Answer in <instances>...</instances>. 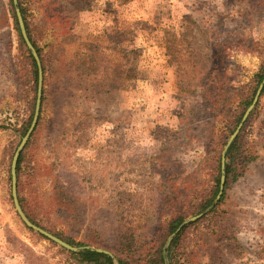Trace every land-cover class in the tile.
<instances>
[{
  "label": "rangeland",
  "instance_id": "374dc122",
  "mask_svg": "<svg viewBox=\"0 0 264 264\" xmlns=\"http://www.w3.org/2000/svg\"><path fill=\"white\" fill-rule=\"evenodd\" d=\"M18 4L44 68L40 122L20 177L35 225L118 263V224L151 236L172 216L205 211L216 196L194 212L231 136L220 150L227 122L264 61V0ZM21 71L8 0H0V264H71L13 206L10 164L33 96ZM258 102L239 133L257 160L215 212L218 203L181 229L169 264H264V94Z\"/></svg>",
  "mask_w": 264,
  "mask_h": 264
},
{
  "label": "trees",
  "instance_id": "16d2710c",
  "mask_svg": "<svg viewBox=\"0 0 264 264\" xmlns=\"http://www.w3.org/2000/svg\"><path fill=\"white\" fill-rule=\"evenodd\" d=\"M8 5H9V15L11 19L13 20V29H14L15 36H16L18 65L20 68L22 67V71L21 73H19V75L22 77V80L25 86H28V84H32L31 90H32L33 96L30 102L31 103L30 105L31 115L28 119L27 126L23 128V131L21 133V135L24 136V134L26 133L25 131L28 128V125L30 124L32 114H33V108H34L35 99H36L38 73H37V67H36L35 61L33 57L31 56L29 50L27 49L21 37L11 0H8ZM20 11L22 14V18L24 21V25H25L28 38L33 44L30 34H29L28 26L25 22L23 10L21 9V7H20ZM33 46L36 49L37 54L40 58L42 72H43L44 68H43V62H42L41 56L35 44H33ZM263 76H264V61L262 62L259 74L256 75L255 88L251 91L249 96L243 98V100L239 102V105L237 108L238 112L234 115L232 114L230 116L229 121L227 122L228 135L225 136L220 150H222L223 146L225 145L226 140L234 132L245 110L251 104L253 97L255 95L256 86L261 82V80L263 79ZM263 94H264V89L261 92L260 98L263 96ZM42 103H43V89H42V98H41V108H42ZM258 103L255 106V108H257ZM40 112H41V109H40ZM248 121L249 119H247L246 123ZM39 122H40V119H38L36 127L30 139L28 140L24 150L20 154L18 161H17V165H16L18 201H19V204L24 214L34 224L35 222L30 218L27 212L23 198L20 197V177L23 175L22 166L27 161V155H26L27 150L29 149V146L31 144V139L34 136L36 128L39 125ZM239 138L240 136L238 135L233 141V143L230 145L229 149L227 150L226 165H225L224 192L213 212H215L217 208L223 203L224 197H225V190L227 189L228 185L230 183H235L240 178H242L244 174L246 173L248 166L254 163L258 158L256 153L251 154V153H246L245 151H243V146L241 145ZM262 149L264 150V139H263ZM214 173L215 174L212 175L213 184L211 185L210 190L208 191V194L204 197L202 203H200V205H198V207L195 208L194 212L208 206L218 193L219 180H220V151L216 155V167H215ZM186 216L187 214L186 213L183 214L182 212L176 216H172L167 222L162 224L161 227L158 230H156L151 236L144 235L143 232L142 233L140 232L141 229H139V227H133L132 224H129V225H127L126 223L118 224L115 229L114 249L112 250V252L114 253V255L116 256L118 260V263L119 264H163L162 251H163V245L166 241V238L172 232L175 231V229L182 223V221L184 220ZM182 233L181 232L178 233V235L175 237V239L170 244L169 256H168V258L170 257V261L172 259V251L173 249H175L176 246L179 245V241L182 236ZM54 236L60 238L61 240L65 241L71 246H81L79 243H74V241L71 239L63 238L57 234H54ZM230 239L235 244V246L239 250H241V246L239 245V243H237L234 235ZM64 256L66 260H68L71 264H113L109 256L103 253H97V252L89 251V250H85L79 253H72L68 251V252H64Z\"/></svg>",
  "mask_w": 264,
  "mask_h": 264
},
{
  "label": "water",
  "instance_id": "95a60500",
  "mask_svg": "<svg viewBox=\"0 0 264 264\" xmlns=\"http://www.w3.org/2000/svg\"><path fill=\"white\" fill-rule=\"evenodd\" d=\"M12 1V5H13V9H14V13L16 16V20H17V24H18V28L21 34V37L27 47V49L29 50L31 56L33 57L36 67H37V73H38V81H37V90H36V99H35V105H34V111H33V116L31 119V123L29 125L28 130L26 131L25 135L21 138V141L16 149V151L13 154V157L11 159V164H10V180H11V198H12V202H13V206L14 209L16 211L17 216L19 217V219L21 220V222L30 230H32L33 232L39 234L40 236L44 237L45 239H47L48 241L58 245L59 247L63 248L66 251L72 252V253H79V252H83L85 250H89V251H94L97 253H103L107 256H109L112 260L113 264H119L117 263V261L115 260V258L113 257V255H111L109 252L107 251H103V250H99V249H93L90 247H74L71 246L70 244L62 241L61 239L55 237L54 235L48 233L47 231L43 230L42 228L36 226L35 224H33L24 214L19 201H18V196H17V176H16V165H17V161L18 158L20 156V154L22 153V151L24 150L28 140L30 139L39 115H40V109H41V98H42V85H43V72H42V66H41V62H40V58L37 54L36 49L34 48L33 44L31 43V41L28 38L26 29H25V25H24V21L22 18V14L20 11V7L18 4V0H11ZM264 88V77L262 79V81L260 82V84L258 85L255 95L253 97V100L251 102V104L249 105V107L245 110L239 124L237 125L236 129L234 130V132L231 134V136L229 137L223 151L221 154V158H220V180H219V187H218V193L215 197V199L213 200V202L208 206V208L203 211L202 213L191 217L187 220H184L176 229L175 231L170 235V237L167 239L164 247H163V251H162V259H163V264H169V247L171 242L173 241V239L176 237V235L181 231V229L187 225L188 223L191 222H195L196 220L200 219L203 215L207 214L221 199L222 194L224 192V186H225V165H226V153L227 150L229 149L230 145L233 143V141L235 140V138L239 135L243 125L246 123L249 115L251 114V112L254 110L255 106L257 105L261 92Z\"/></svg>",
  "mask_w": 264,
  "mask_h": 264
}]
</instances>
